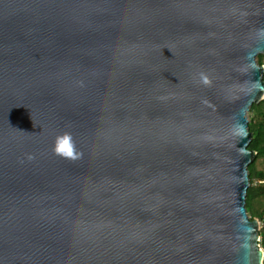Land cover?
<instances>
[{
  "label": "water",
  "instance_id": "obj_1",
  "mask_svg": "<svg viewBox=\"0 0 264 264\" xmlns=\"http://www.w3.org/2000/svg\"><path fill=\"white\" fill-rule=\"evenodd\" d=\"M259 55L264 0H0V264H264Z\"/></svg>",
  "mask_w": 264,
  "mask_h": 264
},
{
  "label": "trees",
  "instance_id": "obj_2",
  "mask_svg": "<svg viewBox=\"0 0 264 264\" xmlns=\"http://www.w3.org/2000/svg\"><path fill=\"white\" fill-rule=\"evenodd\" d=\"M257 60L260 65H264L263 55H259ZM249 113L253 115L249 122V131L253 135L249 150L257 152V155L248 168L251 185L247 194L246 208L248 214L249 208L250 211L252 210V214L249 215L251 220L258 218L263 224L259 235L261 237L260 245L264 248V183L253 186L255 180L264 181V171L257 168L258 161L264 160V100L259 104H254Z\"/></svg>",
  "mask_w": 264,
  "mask_h": 264
},
{
  "label": "rangeland",
  "instance_id": "obj_3",
  "mask_svg": "<svg viewBox=\"0 0 264 264\" xmlns=\"http://www.w3.org/2000/svg\"><path fill=\"white\" fill-rule=\"evenodd\" d=\"M252 118H253V115L251 114V113H249V115H248V119H249V122L252 120ZM257 168L258 169H260V170H262V171H264V160L263 159H261V160H259L258 161V163H257ZM260 183H264V181H254V183H253V186H256V185H259ZM264 202V201H263ZM256 208V207H255ZM254 208V209H255ZM249 214L248 215H251L252 214V210L250 211V208H249ZM256 219H258V218H256ZM263 229V224L261 223V230ZM260 230V231H261ZM260 233V232H259ZM262 247V246H261ZM263 248V247H262ZM263 251H264V248H263Z\"/></svg>",
  "mask_w": 264,
  "mask_h": 264
},
{
  "label": "clouds",
  "instance_id": "obj_4",
  "mask_svg": "<svg viewBox=\"0 0 264 264\" xmlns=\"http://www.w3.org/2000/svg\"><path fill=\"white\" fill-rule=\"evenodd\" d=\"M61 139H63V140L66 142L67 137H63V138H61ZM61 147H62V145H61ZM56 150H57V151H60V147H58Z\"/></svg>",
  "mask_w": 264,
  "mask_h": 264
}]
</instances>
